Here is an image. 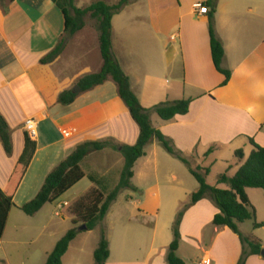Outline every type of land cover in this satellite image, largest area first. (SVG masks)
<instances>
[{
    "label": "crops",
    "instance_id": "crops-1",
    "mask_svg": "<svg viewBox=\"0 0 264 264\" xmlns=\"http://www.w3.org/2000/svg\"><path fill=\"white\" fill-rule=\"evenodd\" d=\"M206 1L177 0V7H170V13L166 14L168 17L172 14L177 20L176 25L167 29V36L166 18L161 19L158 28L150 23V19L144 23L147 19L138 13L125 18L126 11L141 10L138 9L140 4L130 2L113 18V53L130 77L132 90L144 108L151 109L166 101L191 100L187 115L177 116L169 122H152V125L170 138L194 166L207 168L204 162L214 152L225 148L235 156L236 151L242 150L236 144L242 139L245 158L238 161L232 176H229L232 167L226 165L215 183H210L211 166L208 168V184L227 189L226 185H218V178L223 174L229 177L237 174L252 152L249 138L264 147V0H218L215 31L224 46L223 67L232 74L227 85H223L225 76L213 62L208 16L198 15L195 10V5ZM4 5L5 9L0 4V114L10 128L13 153L7 155L0 139L1 190L7 188L24 151L26 121L34 119L38 123V136L33 140L37 144L36 153L15 194V207L0 240V264H11L9 248L5 245L10 217L37 197L56 167L86 142L113 140L120 145L134 146L140 130L118 96L116 83L111 77L91 91L76 93L78 96L71 105L58 102L62 94L74 92L83 78L101 71L103 59L96 26H91L86 19L85 28L69 37L65 35L62 12L51 0H5ZM63 37L62 54L52 63L43 65L41 61ZM135 37H139L136 42L144 41L142 46L133 43ZM121 44L123 48L118 46ZM161 149L156 139L146 147L145 156L134 166L131 180L137 191L124 190L120 194L133 201L139 214L120 221L123 231L113 239L107 236L110 258L106 264H168L167 250L173 238L167 232L166 243H160L157 224L148 220L154 212L149 198L155 196L162 203L161 177L165 183H175L166 200L169 231L182 205L188 203L199 188L191 185L186 177L182 176L183 180H180L171 165L164 168L166 155ZM210 149L213 151L207 155ZM103 152L115 151L106 149L93 153L82 162L84 179L64 195L71 199L64 202L70 208L92 192L107 196L94 182L77 191L87 178L82 165ZM229 161L224 162L229 164ZM247 194L255 207L257 223L264 224V190L248 189ZM219 213L209 199H204L184 214L177 255L186 264V257L179 252L184 254L187 247L201 252L203 259L208 258L211 264L239 263L243 251L239 237L228 228L213 226ZM65 216L77 227L73 209L64 208L61 217ZM251 223L250 227L246 223L240 224V231L258 238L264 248V227L254 230ZM14 230L21 233L18 228ZM46 230L43 228L39 235ZM83 232L80 231L71 243L63 264ZM112 244L116 246L114 260ZM126 247H131L134 252H129ZM49 254L40 256L42 264H46ZM68 263L84 264L76 257ZM246 264H264V259L251 256Z\"/></svg>",
    "mask_w": 264,
    "mask_h": 264
},
{
    "label": "trees",
    "instance_id": "trees-1",
    "mask_svg": "<svg viewBox=\"0 0 264 264\" xmlns=\"http://www.w3.org/2000/svg\"><path fill=\"white\" fill-rule=\"evenodd\" d=\"M5 0H0V4L5 9ZM9 1V0H7ZM62 12L65 21V35L72 37L82 31L86 26V19L89 17L96 22V29L99 32V46L103 59V67L97 74L83 78L78 87L81 92H88L107 82L111 77L117 86L118 96L128 108L134 122L138 125L140 136L134 146L120 145L113 140L101 142H86L77 149L47 177L41 191L37 197L25 204L21 211L33 217L38 214L46 205L52 204L63 197L74 186L80 183L85 174L81 169L82 162L93 153L106 149L119 152L124 159V168L118 186L107 196L92 192L78 202L73 212L81 222H74L75 226L82 223L86 226V231L94 230L99 223H102L108 215L111 206L116 202L119 195L124 190L137 191L132 186L131 180L134 176V166L136 162L145 156L146 147L156 139L161 147L170 155L185 164L190 173L199 183V190L192 194L190 201L182 205L176 215L172 226L173 241L168 247L166 261L168 264H186L177 255L181 243L180 226L186 211L204 199H209L220 211L213 220V226L217 228H228L235 233L242 244V255L238 264H246L251 256H262V242L253 235H244L240 229V224L248 221L253 222L254 230L264 227V224L257 223L256 210L251 203L247 190H264V147L259 146L252 138L249 143L252 152L247 157L245 163L241 165L234 177L223 174L218 178V185H226L227 189H219L210 186L207 177L210 170L201 166H194L189 158L179 151L173 141L164 136L152 125V115H158L163 121L169 122L177 116H185L189 113L191 100L166 101L154 106L151 109L144 108L138 97L132 90L131 79L125 74L122 67L116 60L113 53V18L130 4V0H119L116 4H109L106 0H96L86 8H78L76 0H51ZM218 0H207L202 3L209 8L208 16L212 58L216 69L225 76L223 85H227L231 79V72L223 67L225 51L222 42L217 38L215 31V15ZM65 37L62 38L58 46L46 56L41 63L47 65L57 59L63 52ZM74 92H66L59 97V104L68 106L74 103L77 98ZM0 139L7 155L13 153V143L10 128L0 114ZM37 144L28 134H26L24 151L11 176L9 184L5 190L0 189V240L2 239L10 213L15 207L14 197L24 179L28 168L36 153ZM210 149L207 153H212ZM235 157L242 162L245 158L242 150L235 152ZM93 197L92 202H85ZM92 204V205H91ZM80 230L77 227L71 229L56 245L54 251L49 255L46 264H63V258L67 254L71 243L77 238ZM110 258V246L102 234L101 241L94 252L95 264H106Z\"/></svg>",
    "mask_w": 264,
    "mask_h": 264
},
{
    "label": "rangeland",
    "instance_id": "rangeland-1",
    "mask_svg": "<svg viewBox=\"0 0 264 264\" xmlns=\"http://www.w3.org/2000/svg\"><path fill=\"white\" fill-rule=\"evenodd\" d=\"M96 0H76V5L79 8H83L86 6L91 5V3L95 2ZM109 4H116L119 0H106ZM132 5L140 4L138 9H141L139 12H135L134 10L126 11L125 18H130L133 14L143 15L147 19L144 23L147 24L148 20L150 19V23L154 24L155 26H159V22L162 18H166V36H167V29H170L172 25H174L177 20L176 18H172L171 16H167V13H170V7H177V0H130ZM129 6V5H128ZM126 9V8H125ZM124 9V10H125ZM87 21L91 24V26H96V23L88 17ZM91 21V22H90ZM177 24V23H176ZM175 24V25H176ZM172 28V27H171ZM99 33V32H98ZM135 36H138L137 33ZM141 37V36H140ZM89 38V37H87ZM139 37H135L133 39V43L139 46L143 45L144 41H138ZM119 47L123 48V44L118 45ZM127 52V50H125ZM129 53V52H128ZM75 91V90H74ZM153 123L162 122V119L156 115H152ZM170 139V138H169ZM242 139L238 141L237 148L244 149L245 146H242L241 143ZM174 144V143H173ZM161 146V145H160ZM163 154L166 155V159L163 160L164 168L172 166L175 173L179 176L180 180H183V177H186L191 182V185H194L200 188L198 181L193 177L190 173L188 167L183 164L181 161L170 155L165 149H161ZM245 150H249L245 148ZM244 150V151H245ZM180 151V150H179ZM230 149H222L219 151L214 152L207 161L204 162V167L208 169L210 166L211 174L208 178V182L215 183L216 177L223 173L222 169L224 167H232V172L229 173V176H232L238 165V160L235 156L229 152ZM233 157V158H232ZM229 161V164L225 162ZM225 161V162H224ZM195 166H197L195 164ZM83 170L87 173V178L83 183H81L80 187H78L77 191L85 189L87 186L94 182L98 189L108 195L111 193L115 187L119 184L121 179L122 170L124 168V159L122 158L119 152H112V153H99L96 154L94 157L86 161L82 165ZM227 173V172H226ZM166 174V173H165ZM164 178V177H163ZM161 177V183L163 189L162 192V203L159 202L155 196H151L149 198L151 205L154 206V212L151 214L152 217H149V221H153V223L157 224L158 231L160 234V243L164 245L166 243L167 232H169L170 237L173 238V231L170 225L169 231L167 228V214H166V200L169 198L170 189L175 187V183L169 184L167 181H163ZM165 183V184H164ZM164 184V185H163ZM134 195V194H133ZM146 198V197H144ZM142 199V198H141ZM71 199L67 196L61 197L59 200L52 204H48L44 210L39 214L33 217H29L25 215L21 210L20 212H13V215L10 217L9 226L6 232V248L8 249V255L11 264H42L41 261L43 258L40 256L44 253H52L57 245V243L71 230L74 228L72 221L68 220L66 216L63 218L61 217L63 214L64 209L61 211L58 210V206L63 204L65 201H70ZM93 197L91 196L85 204L91 203ZM92 205V204H91ZM160 206V208H159ZM70 210V205L67 207ZM111 211L105 220L102 223H99L98 226L92 231H84L81 235V238L75 243V247L70 249L69 255L65 259V264H72L68 263L71 262L72 258H77L82 261L84 264H95L94 260V252L97 249L96 247L98 243H100L102 234L105 233V237L111 236L112 239L114 236L118 234L119 231H123L121 227V222L125 220L135 217L139 214L138 210L135 208L133 201L126 200L123 195H119L117 201L111 206ZM58 212V213H57ZM176 219V218H175ZM77 222H81L76 219ZM175 221V220H174ZM252 221L245 222L247 226H251ZM83 224L79 223L77 225L78 229L82 227ZM15 228L20 229L21 233L18 234L15 232ZM46 228L47 230L41 234V230ZM17 233V234H16ZM131 234V232H130ZM245 234V233H244ZM252 234V232H251ZM247 235V234H246ZM249 235V234H248ZM38 237V238H37ZM255 237V236H254ZM116 238V237H115ZM108 241V240H107ZM173 241V240H172ZM13 242L15 244H13ZM19 243V244H17ZM172 243V242H171ZM113 247V260L116 258V246L112 244ZM129 249V252H134V249L131 247H126ZM183 250V249H182ZM183 252H179L180 255H184L187 259V264H198L203 259V255L201 252H195L194 249L191 250L188 247L184 249ZM122 251V249L118 250ZM264 251V249H263ZM49 254V255H50ZM76 260V259H74ZM198 260V262H196ZM74 263V261H73Z\"/></svg>",
    "mask_w": 264,
    "mask_h": 264
},
{
    "label": "built area",
    "instance_id": "built-area-1",
    "mask_svg": "<svg viewBox=\"0 0 264 264\" xmlns=\"http://www.w3.org/2000/svg\"><path fill=\"white\" fill-rule=\"evenodd\" d=\"M195 10H196V13L201 16H206L210 12L209 8L206 6H203L202 4L195 5ZM37 127H38V123L34 119H29L25 123V130L32 140H35L38 136ZM68 206H69L68 203H63L58 206V210L62 211L64 208ZM200 264H211V261L208 258H204L200 262Z\"/></svg>",
    "mask_w": 264,
    "mask_h": 264
},
{
    "label": "water",
    "instance_id": "water-1",
    "mask_svg": "<svg viewBox=\"0 0 264 264\" xmlns=\"http://www.w3.org/2000/svg\"><path fill=\"white\" fill-rule=\"evenodd\" d=\"M81 90H80V88L79 87H77L76 89H75V93H79ZM86 226L85 225H83L82 227H80V231H86ZM262 256H264V251H262Z\"/></svg>",
    "mask_w": 264,
    "mask_h": 264
}]
</instances>
